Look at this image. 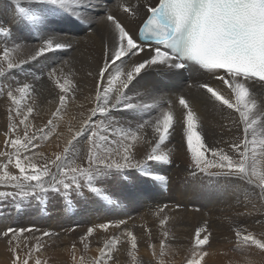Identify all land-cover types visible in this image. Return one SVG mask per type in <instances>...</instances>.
Masks as SVG:
<instances>
[{"label":"snow or ice","instance_id":"snow-or-ice-1","mask_svg":"<svg viewBox=\"0 0 264 264\" xmlns=\"http://www.w3.org/2000/svg\"><path fill=\"white\" fill-rule=\"evenodd\" d=\"M24 3L28 6L17 3V26L27 28L29 36L26 39L39 40V43L20 45L17 42L16 48L11 50L5 46L0 51V77L13 69L23 71L24 65L40 58L47 59L50 53L71 48V43L61 37L65 29L59 26L60 23L81 21L86 10L94 6L92 0H24ZM121 8L124 13L133 16L144 8L146 18L139 27L138 36H133L116 16L111 13L106 15L105 19L113 26L112 46L108 48L106 45L104 63L97 73L95 106L88 109V115L79 128L74 130L69 125L68 131L72 135L63 151L56 153L54 159L38 165L26 155L32 150L34 140L48 138L52 129L46 131V128L53 125V119H49L45 127L39 128L26 123L34 111L31 106L26 107V114L22 115L21 104L31 97L34 84L16 82L15 85H8L6 95L11 105L15 106L16 116L22 115L19 125H24V133L22 137H9L5 141L6 148L10 147L13 151L0 152V157L7 158L6 162L0 164V187L15 190L0 191V198L14 201L28 197L43 199V194L49 191L60 192L63 189L67 194L69 190L79 192L86 187L103 199L110 200L109 196L104 195L103 187L96 186L97 182L129 168H136L144 176L165 181L163 176H154L149 162H171L172 150L165 151L162 146L166 145L170 130H174L172 101L164 100L159 95L162 90L147 79L146 73L183 70L195 65L226 86L227 93L206 81L195 85L204 90L210 100L238 113L242 137L230 142L227 151L222 147H208L198 130L200 118L197 112L183 95L177 97L184 110L183 133L195 169L192 174L199 172L214 178L238 179L252 186L250 192L264 202V0H158L155 5L127 3L121 4ZM9 39L18 41L20 38L10 27L0 23V43L7 45ZM14 52L25 54L16 56ZM142 53L145 55L140 60L133 59ZM67 63L63 62L65 66ZM113 66L116 67L113 69ZM106 73L109 75L105 86ZM88 74L92 75L91 72ZM47 76L60 93V106L52 116L62 118L61 108L75 87L72 73L65 74L63 67L51 68ZM130 86L136 89L138 99L126 91ZM3 91L0 89V93ZM113 112H121L125 116L123 119L116 118ZM145 114L148 118H145ZM17 127L10 123L9 132L15 133ZM30 127L31 134L28 130ZM147 129H151V136ZM80 136H86L88 145L83 157L73 144ZM143 143L151 147L143 159L138 160L135 149ZM208 152L211 158L206 157ZM9 165H13L19 174L9 172ZM53 167L55 172L52 171ZM167 207H159L155 215L160 216ZM168 219L167 216L160 218L161 229H164ZM125 223L121 220L113 225L105 223L98 227L107 232L110 226L119 228ZM32 231V228L9 227L0 233L9 238L10 243L17 241L11 249L14 252L13 264H29V259L20 260L17 249L24 233ZM95 231L96 228L89 227L81 242ZM162 234L167 236L166 231ZM42 235L47 237L51 233L45 231ZM210 235L206 226L197 229L195 244H208ZM235 235L238 244L255 246L264 251V238L239 229L235 230ZM122 237L130 245L128 255L133 256L137 249V237L128 228L123 229ZM121 243V237L115 235L106 240L98 249L99 255L94 264H105L112 260L113 250ZM150 247L155 248L154 245ZM164 248L165 244L161 241V257ZM35 250H40L39 244ZM153 255H156L155 251ZM207 255L206 251H201L198 259H189L187 264H201ZM28 256L30 258L31 253ZM35 264H41L40 259H36ZM79 264H84L83 257Z\"/></svg>","mask_w":264,"mask_h":264},{"label":"bare ground","instance_id":"bare-ground-1","mask_svg":"<svg viewBox=\"0 0 264 264\" xmlns=\"http://www.w3.org/2000/svg\"><path fill=\"white\" fill-rule=\"evenodd\" d=\"M15 2L16 7L17 3H20L22 6H28L24 3V0H15ZM92 2L94 6L86 10L83 20L76 21L75 23L62 22L59 25L61 28L65 29V31L61 33L62 39L66 42H70L71 48L56 53H50L48 54L47 59L40 58L38 61L24 65L23 71L18 69V71L14 72L20 77L18 79L13 78L14 73H6L5 76L0 77V89L4 90L0 93V152L11 149L10 147L6 148L5 146V141L9 139V137L23 136L24 125H19V120L22 118L23 114H26V107L28 106L33 107L34 111L26 123L35 125L39 128L45 127L47 121L53 119V125L46 128V131H48V128L52 129L49 131L48 138L34 140L32 150L27 152L26 155L32 157L34 162L38 165H42L46 160L54 159L56 153L62 152L66 141L72 135V133L68 131L69 125H71L74 130L79 128L81 121L88 115V109L95 106V93L98 84L97 73L104 63L106 45L108 48H111L112 46L113 26L105 19L106 15L109 13L113 14L133 36H138V29L146 18V9L141 8L138 11V14L133 16L124 13L121 4L133 3L140 5H155L157 0H123L120 2L117 0H92ZM72 19L74 20V18ZM16 36L20 39L18 41H10L11 43L9 44V47L7 43L6 46L9 49L14 47L12 45H15L16 47L17 42L20 45H35L39 43V40L26 39V37L29 36V32L24 26H17ZM24 54L25 53L23 52H14V55L17 56H22ZM144 55L145 54L142 53L140 56L134 57L133 59L140 60ZM124 59L127 60V58ZM64 61L68 62L66 66L63 64ZM61 67H63L65 74L69 72L72 73L71 79L74 82L75 87L73 92L69 94V98L65 101L64 106L61 108L60 117L62 118H53L52 113L60 106V93L48 79L47 73L51 68L59 69ZM115 67L116 66H113V69ZM89 72L92 73L91 76L88 74ZM28 74H30V76H28ZM189 74L190 75L183 70L175 69H169L162 72L148 71L146 73L147 79L157 84L162 90L159 95H161L164 100L172 101L174 130H170L171 135L169 136L166 145L162 146L163 150L187 149L186 138L183 133L184 110L181 108L177 100V97L180 95H183L197 112L200 118V127L198 130L201 132L206 145L210 148L222 147L226 151L229 150L228 144L242 137V125L239 124L238 113L224 108L219 102L210 100L208 94H206L204 90L197 88L195 85L198 82L206 81L227 93L228 90L226 86H224L221 81L215 80L211 74L194 66H191ZM108 75L109 74L106 73L105 86ZM35 77H39V79H35ZM16 82H30L34 84L35 88L31 97L23 101L21 104V116H16L15 106L11 105V102L6 95L8 85H15ZM190 85L192 86L190 87ZM116 86H119L118 83ZM126 91H128L129 95L133 96L134 99H138L135 96L136 89H133L132 86ZM112 115L120 119H123L125 116V114L121 112H113ZM10 117L12 119H10ZM145 118H148L147 114H145ZM94 119H99V117H94ZM10 123L18 125L15 133L9 132ZM134 126L135 122H133V127ZM28 130L31 134L32 128L30 127ZM146 131L148 132V135L151 136V129H147ZM73 144L80 152L81 157H83L88 147L86 136L78 137L73 141ZM150 147L151 146L146 143L138 144L135 149L136 159H143ZM34 153L37 155H33ZM173 154L174 152L171 151V160L174 158ZM188 156L189 158L191 157L189 154ZM206 157L211 158V154L206 153ZM6 159H3L1 163L3 164L6 162ZM149 167L152 169L154 176H163L166 180L161 181L152 176H144L136 168L125 169L123 172L115 173L111 177L98 181L96 184L97 187H103L105 190L104 195L109 196L110 200L103 199L101 195H97L93 192L82 194V198L75 202L72 198L74 197L72 194L75 190H69L67 195L70 196V200L73 203L71 210L69 211L70 214H68V209L67 211L65 209L67 205H60L62 200H60L59 203L57 202L58 198L60 199L62 197L61 195H66L63 189H61L60 192L49 191L48 193L43 194V197H45L48 201L47 203H49L47 205H49V207H56V214L61 218L59 219L57 217V219H59L57 222H55V217L53 215L54 218L47 213L41 214L39 212V214L37 211L32 210L36 207L34 201H37V198H34L33 200H31V198H17L15 201L11 198H0V233L9 227L32 228V232H25L23 237L19 240V248L17 249V252L19 253L20 260L29 259V264H35L36 259H40L42 264H52V261L50 262L47 258V253L50 255V252L54 249L52 244L56 240L55 235L57 236L58 234V231L55 232L56 234L52 232V230L54 231L53 227L55 224H57L59 228H63L61 232L59 231L62 236L57 238V242H60L61 245L65 246L64 248L66 250L69 249V247L74 249L71 247L72 241L76 243L75 251L78 248H81L80 239L86 235L89 227L96 228V231L91 237H88L84 243L95 246V251L102 247L105 241L113 235L121 237L122 243L117 249L113 250L112 256H115L120 249L121 253H125L127 249H130V245L124 242V238L122 237L123 229L128 228L131 229L133 234L137 237V249L133 253V256L127 254L125 258L122 257L121 259L124 258V261L119 264H158V261H160V264H165L170 257H174L175 261H180L182 258L187 261L192 258H197L196 254H187L186 250L191 248L192 245L190 246V242L194 243L196 230L204 227L206 224L208 229H212L213 233H215L216 228L218 227L217 229L219 233L217 234V242L222 239L225 243V249L221 248L218 244L214 246L215 250H213L212 253L215 258L219 260V263L214 261L216 264H264V251L262 250L256 251L254 248L247 247L248 249H245L243 252L244 255L242 257H237L238 259H235V257L233 258L232 252L230 251L233 241L235 243L237 238L235 239L231 234L229 236L227 234L229 229L227 228L234 231V229L238 228L239 224L245 225V223L251 219L252 215H250L248 210L251 211L249 208L253 207V205H255L256 210H259V212L263 210V202L259 201L255 195L250 192V185L242 182L243 186H241L239 191H236L235 180L237 179L203 178L198 175L199 173H196L195 175L191 174V176H189V184L186 189L179 190L177 187H172V192L165 193L164 190H166L167 187H171L169 185L170 179L167 180L171 165L169 163L162 164L153 161L149 162ZM262 167H264V162H262ZM8 170L13 174H19L18 170L15 169L13 165H9ZM52 171H56L54 167L52 168ZM193 172L194 170H192V173ZM223 182L230 183L227 185L228 187H225L223 185L226 184ZM82 183L83 181H81V184ZM217 184L220 185L219 190L221 191H213L210 193L211 185L218 186ZM161 186L162 192L160 191V197L164 198V201L169 199L167 203L174 206V212H178L177 216L179 215L178 217H173L172 213H169L167 215L169 218L168 223L165 225L164 229H161L159 224L161 217L155 215V211V213H152L151 218L148 216L150 214L139 213L142 209H146L149 202H151L146 187L158 191ZM205 187L207 190L202 192ZM3 188H5L3 191H9L8 189H12L10 187ZM81 189L88 188L82 187ZM138 202L141 204H138ZM212 202L215 204L218 202L219 204L217 203L216 205H213L211 204ZM202 203L205 206L209 205V209H212L210 210L211 214L207 213L208 215H204L201 213H194L196 212V207L201 209ZM178 204H181L182 207H178ZM13 206L15 209L17 207H25L23 213L28 214L30 219L26 226H21V224L19 226H10L11 216L9 213L8 215L5 214V212L6 208L9 209ZM226 208L228 209L226 210ZM103 213L107 215L104 217L105 219H101ZM71 215H73L74 218H70ZM163 216H165V214H162V217ZM77 218L81 220L78 222L79 224H82V227L77 229L74 228L73 232L69 234V229L66 231L65 228L68 226H74L72 222ZM181 218L189 219V221L186 223L183 220L184 222H182ZM117 219L119 221L123 220L126 223L120 225L119 228L110 226L107 232H104L98 227V223H100L98 222L99 220H101V222L111 221L112 223L110 225H113L117 223ZM207 220H210V222L208 223ZM211 223H214V225ZM197 224L199 226L196 227ZM210 224L212 225L211 227L208 226ZM255 226L256 225H254V227ZM256 229L259 230L255 227L254 230ZM45 231L51 233V235L44 237L42 233ZM164 231L167 232L166 237L162 234ZM160 237L165 244L163 258L160 256L161 249L160 243L158 242ZM36 238L39 239L37 240ZM16 243L17 241H11L10 243L9 238L0 235V264H13L14 252L11 249ZM37 244L40 246L38 252L35 250ZM150 245H154L155 248L153 249ZM153 251H155V256L153 255ZM88 252L89 251H87V253ZM28 253H31L30 258ZM97 254L96 252H93L88 255V260H90L89 264H94ZM63 256L65 258L66 255ZM86 256L87 254L85 257ZM66 257L67 258L64 259L66 260L64 261V264H70L69 261L73 257ZM229 257H232L233 259L229 260ZM69 258L71 259L69 260ZM77 260L79 263L80 259L77 258ZM74 262L76 264L77 261L75 260ZM106 262L108 264V261Z\"/></svg>","mask_w":264,"mask_h":264},{"label":"rangeland","instance_id":"rangeland-1","mask_svg":"<svg viewBox=\"0 0 264 264\" xmlns=\"http://www.w3.org/2000/svg\"><path fill=\"white\" fill-rule=\"evenodd\" d=\"M0 23H4L7 27H10L11 29H12V31H13V33H15V35H16V28H17V20H15V19H17V13H16V2H15V0H0ZM8 2V3H7ZM10 3V4H9ZM11 5V6H10ZM2 6H3V8H2ZM7 7V8H6ZM15 8V9H14ZM15 10V11H14ZM90 28H92V27H90ZM13 41V40H11V39H9V42H8V47H9V44L11 43V42ZM1 45H2V47H1ZM6 45L4 44V43H0V51H2V49L5 47ZM12 46H14L13 48H11V49H14V48H16L15 47V45H12ZM10 49V50H11ZM17 56V55H16ZM16 71H18V69H13V70H11V71H9V72H7V73H10V74H12V73H14V72H16ZM28 76H30V74H28ZM13 78H15V79H18V78H20L19 76H18V74H15L14 73V75H13ZM36 150H38V149H36ZM39 150H41V149H39ZM148 150H150V149H148ZM11 151H13L12 149H9L8 150V152H11ZM172 151L174 152V154H173V159L171 160V162L169 163L170 165H171V170H170V172H169V174H168V176H167V180H169V185L171 186L170 188L169 187H167V189L166 190H164V192L165 193H170V192H172L171 191V188L172 187H174V188H176L177 187V189H179V190H184V189H186V187L188 186V184H189V181H188V179L190 178L189 176H191V174H192V170H194L195 171V169H194V167L192 166V161H191V157L189 158V156H188V151H187V149H172ZM177 152V153H176ZM208 153H210V152H208ZM186 155V156H185ZM190 155V154H189ZM3 159H6V157H0V164H2L1 163V161H3ZM179 161V162H178ZM181 161V162H180ZM191 163V164H190ZM183 165H184V167H183ZM186 166V167H185ZM51 167V166H50ZM174 169V170H173ZM183 169V170H182ZM180 170V171H179ZM186 171V172H185ZM191 171V172H190ZM183 172V173H182ZM196 173H199V172H196ZM181 174V175H180ZM18 175V174H17ZM198 175H200V176H202L203 178H213L214 179V177H209V176H207V175H205V174H203V173H199ZM176 177V178H175ZM183 177V178H182ZM180 178V179H179ZM219 179L221 178H226V177H218ZM177 179V180H176ZM215 179H217V178H215ZM242 182L243 181H240V180H235V185H236V188H235V190L237 191H239L240 189H241V186H243V184H242ZM223 183H225L226 185H223V186H225V187H228L227 185L230 183V182H228V183H226V182H223ZM82 185H83V183H82ZM218 186H213V185H211V191H210V193L211 192H216V191H221V190H219L220 188V185L219 184H217ZM232 185H234V184H232ZM149 187V186H148ZM148 187H146V190H148V192L147 193H149V195H150V198H151V202H149V204H148V206H147V208L146 209H142L141 211H139V213L141 212V213H147V214H150V215H148L149 216V218H151V216H152V213H155L156 211H157V209L159 208V207H162L163 205H167L168 207L167 208H165V210H164V212L163 213H161V215H160V217H162V214H165V216H167L169 213H172V216L173 217H178L177 216V214H178V212H174V206H171V204L169 203H167L168 201H169V199H167V200H163L164 198H162V197H160L161 196V192H162V186L159 188V190L157 191V190H153V188H151V189H149ZM230 187V186H229ZM252 187V186H251ZM250 187V188H251ZM84 188V187H83ZM86 188V187H85ZM239 188V189H238ZM5 188H3V187H0V191L2 190H4ZM230 189H231V187H230ZM9 191H15L14 189H8ZM82 190V191H81ZM81 190H79L80 191V193L79 192H77V191H74L73 192V196L74 197H72L73 198V200H75V202H77L80 198H82V194H88V193H93L92 191H90L89 189H81ZM87 190V191H86ZM207 190V188L205 187L204 189H203V191L202 192H205ZM161 191V192H160ZM82 192V193H81ZM77 193V194H76ZM209 193V194H210ZM80 196H79V195ZM67 195V194H66ZM66 195L64 196V194L63 195H61L62 197L59 199L58 198V200H57V202L59 203V201L60 200H62L61 201V203H60V205L62 204V205H64V206H66L67 205V207L65 208L66 209V211H67V209H68V214H70V210H71V206H72V202H71V200H70V196H68L67 195V197H66ZM169 196V195H168ZM212 196H214V195H212ZM66 197V198H65ZM160 197V198H159ZM28 198H31V200H33L34 198L36 199L37 198V201L35 200L34 201V203L36 204L35 206V208L34 209H32V210H34V211H37L38 213L40 212L41 214L43 213V214H45V213H47V214H49L52 218H54V220H55V222H57L59 219H61L56 213V207L55 206H52V207H49V205H47V204H49V203H47L48 201H47V199L45 198V197H43V199H40L39 197H28ZM69 199V200H68ZM154 199V200H153ZM41 200V201H40ZM161 200V201H160ZM66 202V203H65ZM154 202V203H153ZM171 202V201H170ZM44 203V204H43ZM166 203V204H165ZM218 203V202H217ZM216 203V204H217ZM138 204H141L140 202H138ZM160 204H162V205H160ZM211 204H213V205H216L215 203H211ZM219 204V203H218ZM43 205V206H42ZM170 205V206H169ZM263 210L262 211H260L259 212V210H256V207L255 208H253V207H250L249 209H251V211L250 210H248L249 212H250V215H252L251 216V219H249L246 223H245V225H240L239 224V226H238V228L237 229H239V230H241L242 232H244V231H248V232H252L254 235H256L257 236V238H264V202H263ZM70 206V207H69ZM178 207L179 206H181L182 207V205L181 204H178L177 205ZM25 207H17L16 209H15V207L13 206V207H10L9 209L8 208H6V212H5V214H7L8 215V213L10 214V216H11V224H10V226L11 225H16V226H19L20 224H21V226H26V224H28L29 223V221H30V219H29V215L28 214H25V213H23V209H24ZM47 208H49V209H47ZM210 207H209V205L208 206H205L203 203H202V207H201V209L199 208V207H196L195 209V211L196 212H194L195 214H204V215H208V214H211V211L210 210H212V209H209ZM228 208H226V210H227ZM13 210V211H12ZM28 210V209H27ZM53 210V211H52ZM144 210V211H143ZM173 210V211H172ZM155 211V212H154ZM150 212V213H149ZM210 212V213H209ZM12 213V214H11ZM39 213V214H40ZM105 213V212H104ZM103 213V214H104ZM206 213V214H205ZM208 213V214H207ZM67 214V215H68ZM102 214V216H101V219H105L104 217H106L107 215L106 214H104L103 215ZM253 214H255V215H253ZM54 217H53V216ZM24 216V217H23ZM28 217V218H27ZM57 217L59 218V219H57ZM263 217V218H262ZM70 218H74V216L73 215H71V217ZM180 218V217H179ZM17 219V220H16ZM22 219V220H21ZM247 219V218H246ZM256 219V220H255ZM187 223L188 221H189V219H183V218H181V221L182 222H184V221ZM22 221V222H21ZM26 221V222H25ZM78 221H81L80 219H74L73 220V222H72V224L74 225V226H68V227H66L65 228V230L67 231L68 229V233L70 234L71 232H73V230H74V228H79V227H82V224L80 223L79 224V222ZM208 221V223L210 222V220H207ZM12 222H13V224H12ZM98 222H100V223H98V225H100V224H105V223H107V224H111L112 222L110 221H104V222H101V220H99ZM119 222V220L117 219V223ZM25 224V225H24ZM185 224V223H184ZM212 225H214V223H211ZM208 225L209 227H211L212 225ZM87 225V224H86ZM204 225V224H203ZM254 225H256L255 227H257L259 230H254ZM54 226V225H53ZM197 226H199L198 224L196 225V227ZM204 226H206V224L204 225ZM207 227V226H206ZM54 228V231L52 230V232H57L58 234H57V236L55 235V238H56V240L53 242V244H52V247L54 248L51 252H50V255L47 253V258L50 260V262L52 261V264H64V261H66V260H64L65 258H67L66 256H68V257H75V259H71V258H69V263L70 264H73V262L76 260L77 262H76V264L78 263V260H77V258L78 259H81V257H83L84 258V263L85 264H89L90 263V260H88V255L89 254H91V253H95L96 252V257L99 255V252H98V250L97 251H95V246H91V245H89V244H87L88 245V247L86 248L85 247V243L84 242H81L80 241V244H81V248H78L76 251L74 250L75 249V244L76 243H74L73 241H72V248H74V249H71L70 247H69V249H65L64 247L65 246H63V245H61L60 244V242H57V238H60L62 235H60V232H61V230L63 229V228H59V226L57 225V224H55V226L53 227ZM218 228V227H217ZM216 228V231H215V233H213L212 232V229L211 228H209L208 229V227H207V230H208V232H210L211 233V235H210V237H209V243L208 244H206V245H203V246H197L196 244H195V241H194V243H191L190 242V246H191V248H188L186 251H187V254H191V253H194V254H196V256H197V258L199 257V254L201 253V251H206L207 253H208V255L209 256H206L205 258H204V261H202L201 262V264H216L214 261H217V263H219V260H217L216 258H215V256H214V254L212 253L213 252V250H215L214 249V246H216L217 244L221 247V248H223V249H225V243H224V240H220L219 242H217V240H218V237H217V234L219 233L218 232V229ZM223 228H225V227H223ZM59 229V230H58ZM227 229H229V231L227 232V234L230 236V234H231V236L232 237H234L235 239H236V235H235V230H237V229H234V231L232 230V229H230V228H227ZM232 230V231H231ZM60 231V232H59ZM189 233V232H188ZM56 234V233H55ZM202 235H203V233H202ZM216 235V236H215ZM195 236V235H194ZM212 239V240H211ZM214 239V240H213ZM229 239V238H228ZM81 240V239H80ZM216 240V241H215ZM161 241H162V238L160 237V240H158V242L159 243H161ZM223 241V242H222ZM74 243V244H73ZM241 245V246H240ZM84 246V247H83ZM254 248V249H256V251L257 250H260V249H257L255 246H244V245H242V244H238L237 243V239L235 240V243H234V241H233V244L231 245V248H230V251L232 252V257L234 258L235 257V259H238L237 257H242L243 255H244V251H245V249H248V248ZM62 248V249H61ZM83 248V249H82ZM89 248V249H88ZM93 248V249H92ZM71 249V250H70ZM81 249V250H80ZM86 249V250H85ZM66 250V251H65ZM130 250V249H129ZM129 250L127 249V251L125 252V253H121V249L117 252V254L115 255V256H113V259L112 260H110V261H108V264H119L120 262H123L124 261V258L127 256V254H128V252H129ZM200 250V251H199ZM87 251H89L88 253H87ZM70 252V253H69ZM91 252V253H90ZM234 252V253H233ZM87 254V256L85 257V255ZM63 255H66L65 256V258H64V256ZM211 255V256H210ZM117 256V257H116ZM116 257V258H115ZM122 257H124L123 259H121ZM232 257H229V260H232L233 258ZM163 258V257H162ZM186 258V257H185ZM208 258V259H207ZM221 259L223 260V258L221 257ZM228 259V258H227ZM80 262V261H79ZM114 262H116V263H114ZM170 262V263H169ZM213 262V263H212ZM41 264H42V261H41ZM74 264H75V262H74ZM79 264V263H78ZM105 264H107V262H105ZM165 264H187V260L185 259L184 260V258H182L180 261H175V259H174V257H170L167 261H166V263Z\"/></svg>","mask_w":264,"mask_h":264}]
</instances>
